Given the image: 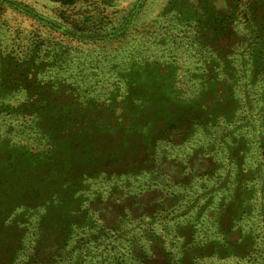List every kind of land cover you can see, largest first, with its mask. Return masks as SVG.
I'll return each instance as SVG.
<instances>
[{
	"label": "rangeland",
	"instance_id": "374dc122",
	"mask_svg": "<svg viewBox=\"0 0 264 264\" xmlns=\"http://www.w3.org/2000/svg\"><path fill=\"white\" fill-rule=\"evenodd\" d=\"M0 264H264V0H0Z\"/></svg>",
	"mask_w": 264,
	"mask_h": 264
}]
</instances>
